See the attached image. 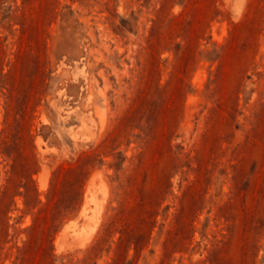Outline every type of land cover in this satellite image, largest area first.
<instances>
[{"label":"rangeland","instance_id":"374dc122","mask_svg":"<svg viewBox=\"0 0 264 264\" xmlns=\"http://www.w3.org/2000/svg\"><path fill=\"white\" fill-rule=\"evenodd\" d=\"M0 264H264V0H0Z\"/></svg>","mask_w":264,"mask_h":264},{"label":"clouds","instance_id":"9594fccd","mask_svg":"<svg viewBox=\"0 0 264 264\" xmlns=\"http://www.w3.org/2000/svg\"><path fill=\"white\" fill-rule=\"evenodd\" d=\"M239 3L241 5V10H242L243 6L246 5V0H239Z\"/></svg>","mask_w":264,"mask_h":264}]
</instances>
